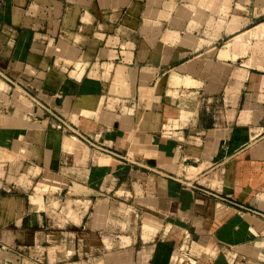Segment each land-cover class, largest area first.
<instances>
[{"label": "crops", "instance_id": "obj_1", "mask_svg": "<svg viewBox=\"0 0 264 264\" xmlns=\"http://www.w3.org/2000/svg\"><path fill=\"white\" fill-rule=\"evenodd\" d=\"M186 253L264 264V0H0V264Z\"/></svg>", "mask_w": 264, "mask_h": 264}, {"label": "built area", "instance_id": "obj_2", "mask_svg": "<svg viewBox=\"0 0 264 264\" xmlns=\"http://www.w3.org/2000/svg\"><path fill=\"white\" fill-rule=\"evenodd\" d=\"M32 99H33V102L35 103V105L37 107L47 111L53 118H55L59 122V127H62L63 129L66 128L68 130L75 131L70 125L67 124V122L62 117H60L56 113H53L52 111H50L48 109V107H46L42 103L38 102L36 99H34V98H32ZM76 134H77V136H80V134L78 132ZM80 137L83 140H86L82 135ZM86 141L89 142L88 140H86ZM177 264H197V262H196V259L193 256H191L190 254L186 253V254L183 255V257L181 259H179L177 261Z\"/></svg>", "mask_w": 264, "mask_h": 264}]
</instances>
